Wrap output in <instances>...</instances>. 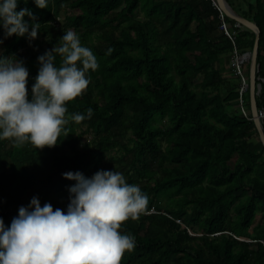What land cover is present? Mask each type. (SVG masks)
<instances>
[{"label":"trees","instance_id":"16d2710c","mask_svg":"<svg viewBox=\"0 0 264 264\" xmlns=\"http://www.w3.org/2000/svg\"><path fill=\"white\" fill-rule=\"evenodd\" d=\"M226 1L261 32L259 109L264 107V0ZM213 2L48 0L41 9L33 0H21L17 10L30 9L40 32L31 41L3 39L0 29V55L24 62L29 99L37 58L64 30L78 34L99 67L89 71L83 94L67 102L66 115L91 108L92 117L80 123L69 119L67 136L62 133L56 146L38 149L0 140V218L6 226L34 196L41 206L66 210L75 181L62 173L79 171L90 178L99 170H117L149 198L137 220L121 224L136 247L120 264H264V145L249 90L244 99L250 115L238 107L233 43L219 31L221 10ZM243 27L235 41L242 53L255 41V33ZM226 64L230 76L224 74Z\"/></svg>","mask_w":264,"mask_h":264},{"label":"clouds","instance_id":"9594fccd","mask_svg":"<svg viewBox=\"0 0 264 264\" xmlns=\"http://www.w3.org/2000/svg\"><path fill=\"white\" fill-rule=\"evenodd\" d=\"M20 2L0 0L3 39L15 35L31 41L40 32L41 24L30 9L17 10ZM33 3L44 9L48 0ZM64 33L51 50L37 58L31 99L24 62L0 55V140L51 148L62 133L67 136L69 119L80 123L92 117L91 108L66 115L67 102L83 94L91 82L89 71L99 65L75 31ZM62 176L75 181L68 188L66 210H54L47 202L41 206L34 196L27 206L18 208L10 225L0 218V264H120L124 253L136 247L135 237L120 229L122 222L137 220L148 207L149 198L139 185L127 183L117 170H99L90 178L79 171Z\"/></svg>","mask_w":264,"mask_h":264},{"label":"water","instance_id":"95a60500","mask_svg":"<svg viewBox=\"0 0 264 264\" xmlns=\"http://www.w3.org/2000/svg\"><path fill=\"white\" fill-rule=\"evenodd\" d=\"M220 10L230 19L238 22L242 26H244L247 29H250L255 33V41L253 48L250 52H246L247 56L250 58V67H249V95H250V107H251V113L252 117L257 129V132L259 134L260 140L264 145V129L260 122V119L257 115V95L261 91V85L257 83V77L256 72L259 69V64L257 63V57L259 53V41H260V29L257 27V25L244 18L243 16L239 15L237 12L233 10V8L229 5V3L226 0H215Z\"/></svg>","mask_w":264,"mask_h":264},{"label":"built area","instance_id":"2783aa9c","mask_svg":"<svg viewBox=\"0 0 264 264\" xmlns=\"http://www.w3.org/2000/svg\"><path fill=\"white\" fill-rule=\"evenodd\" d=\"M214 6H218L216 2H213ZM219 31L225 34L233 43V51L230 59V67L233 70L234 75L238 76L240 79L239 86V108L241 112L248 117L250 115L249 111L245 106L244 93L249 90V83L247 82L246 68L247 64H250V58L245 54L239 52L236 46V37L238 31L242 29V25L236 22L234 26H231L225 19V14L221 11L219 14ZM248 52V51H247ZM257 115L264 129V107L257 109Z\"/></svg>","mask_w":264,"mask_h":264},{"label":"crops","instance_id":"0c3cea01","mask_svg":"<svg viewBox=\"0 0 264 264\" xmlns=\"http://www.w3.org/2000/svg\"><path fill=\"white\" fill-rule=\"evenodd\" d=\"M224 69H226L225 72H224L225 76H230V73H228L229 72V66H228V64H226L224 66Z\"/></svg>","mask_w":264,"mask_h":264},{"label":"rangeland","instance_id":"374dc122","mask_svg":"<svg viewBox=\"0 0 264 264\" xmlns=\"http://www.w3.org/2000/svg\"><path fill=\"white\" fill-rule=\"evenodd\" d=\"M57 20L60 21L61 20V17H58ZM247 72H249V69L248 68H246V73ZM247 77H249V76H247ZM248 80H249V78H248ZM258 219H259V215L257 216V219H256L255 224L257 223Z\"/></svg>","mask_w":264,"mask_h":264},{"label":"bare ground","instance_id":"6f19581e","mask_svg":"<svg viewBox=\"0 0 264 264\" xmlns=\"http://www.w3.org/2000/svg\"><path fill=\"white\" fill-rule=\"evenodd\" d=\"M244 28V27H243ZM245 30V29H244ZM251 51V50H250ZM250 51H248V52H250ZM241 52V51H240ZM231 72H232V70H231ZM238 84V83H237ZM247 104V103H246ZM248 105H249V103H248Z\"/></svg>","mask_w":264,"mask_h":264}]
</instances>
